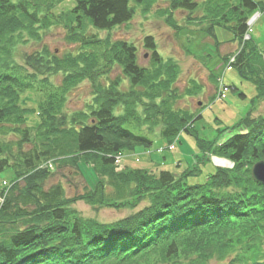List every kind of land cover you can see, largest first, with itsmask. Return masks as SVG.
Returning <instances> with one entry per match:
<instances>
[{
	"label": "trees",
	"instance_id": "obj_1",
	"mask_svg": "<svg viewBox=\"0 0 264 264\" xmlns=\"http://www.w3.org/2000/svg\"><path fill=\"white\" fill-rule=\"evenodd\" d=\"M148 1L73 0L68 13L74 22L73 33L83 32L88 25L109 31L126 24L134 16V5ZM169 1L171 10L186 12L192 22L194 13L200 11V19L210 21L206 32L216 40L215 31L223 28L242 43L233 67L248 81L250 75L257 76L254 98H264V75L257 68L260 64L264 70L259 44L253 38L244 41L249 18L264 8L261 2ZM35 2L0 0V38L38 20L30 11ZM145 45L152 51L153 66H164L153 37L147 36ZM111 49L112 61L123 68L132 86L144 85L148 93L158 89V96L168 93V85L156 86L155 82L164 70L152 74L140 67L134 45L124 41ZM91 58L82 53L74 61L79 64L84 60L87 67ZM72 82L74 79L67 78L65 84ZM27 86L13 74L8 62L0 61V135H17L16 141L0 138V173L8 171L11 185L7 192L0 191V264H136L156 249H164L168 259L181 253L194 254L196 264L213 256L224 258L228 253L232 256L227 264H264V184L255 181L251 173L253 165L264 160V113L254 115L255 106L251 104L221 144L197 138L192 166L180 174L169 169L155 172V158L145 163L146 168L127 163L116 171L119 154L137 148L151 150L154 140L130 127L135 118L133 106L115 83L98 94L94 106L71 119L59 117L57 107L62 100L50 97L47 107H41L38 126L27 125L28 109L23 103ZM163 100L165 110L157 115H167L163 116L161 138L169 144L182 132L191 133L194 124L189 113L174 111L167 99ZM119 105H123V112L116 113ZM28 144L31 148L26 149ZM213 156L229 159L232 167L215 166L205 174L203 169ZM90 157L98 177L84 193L68 197L60 184L45 186L44 180L52 172L40 168L44 162L86 165ZM107 187L112 188L106 191ZM77 200L93 207L135 208L142 200L148 205L118 221L100 223L78 215L71 206Z\"/></svg>",
	"mask_w": 264,
	"mask_h": 264
},
{
	"label": "rangeland",
	"instance_id": "obj_2",
	"mask_svg": "<svg viewBox=\"0 0 264 264\" xmlns=\"http://www.w3.org/2000/svg\"><path fill=\"white\" fill-rule=\"evenodd\" d=\"M257 1L264 7V0ZM169 6V0H149L144 4L134 5V16L126 24L109 31L96 30L88 25L83 32L74 34V22L68 15L73 7V0H36L30 11L37 14L38 20L29 24V27L7 31L9 36L0 38V61L8 62L13 74L21 82L29 84L23 102L28 109L27 125H39V115L43 114L41 107H47V101L52 96L55 101L59 98L60 102L62 100L57 107L59 117L65 115L71 119L94 106L98 94L106 86L115 83L122 97H129L127 102L133 106L135 118L130 120V127L146 133L154 140L151 150L137 148L119 154L116 171H120L127 163L146 168L145 163L155 158V172L169 169L180 174L192 166V158L197 153V138L221 144L232 135L230 128L245 115L251 104L256 108L254 115L264 113V98L260 95L254 98L257 90L255 83H258L259 78L250 75L248 81L233 67L242 43L223 28L215 31L218 40L208 34L206 30L210 21L201 20L200 11L194 13L195 20L192 22L187 19L186 12L171 10ZM248 28L244 41H250L251 38L257 41L264 62V8L251 15ZM147 36L153 37L156 49L165 62L158 69L152 64V51L145 45ZM82 40L90 42L85 44ZM91 41L101 44L96 46ZM124 41L136 48L137 64L140 67L151 70L152 74L164 70L161 74L164 79L160 76L155 82L156 86L158 83H164L165 87L168 85L167 94L161 92L158 96V89L148 93L144 85H131L130 77L110 57L111 48ZM82 53H89L92 57L87 67L84 60H80L79 64L76 63L77 59L74 61ZM169 62L175 66L170 67ZM50 64L52 65L48 66ZM258 66L264 75L263 66ZM85 67L88 74L84 71ZM67 78L74 79V82L66 86ZM241 92L245 96H240ZM163 99H167L172 110L189 113L193 118L191 123L194 124V131L191 125V133L182 132L169 144L161 138L163 116L167 115H157L165 110ZM122 110L123 105H119L115 112H123ZM0 138L16 141L17 135L5 132ZM29 148L30 144L26 146V149ZM215 166L229 168L232 167V162L225 157L213 156L203 169L205 174ZM94 167L95 162L90 157L86 165L79 162L76 166H61L49 160L40 168H47L52 172L44 180L47 188L60 184L65 195L71 197L92 187L98 177ZM195 171L196 169L191 170ZM8 175V171L0 173V191L7 192L10 188ZM204 175H201L202 178ZM111 188L107 187L106 191ZM147 205V200H142L135 208L101 204L93 207L84 200H77L71 206L83 218L112 223ZM186 251L189 252L188 248ZM163 252L164 249L152 250L136 264H196L198 258L194 254L187 256L188 254L181 253L168 259ZM231 256V253L221 259L213 256L206 259L204 264H227Z\"/></svg>",
	"mask_w": 264,
	"mask_h": 264
},
{
	"label": "water",
	"instance_id": "obj_3",
	"mask_svg": "<svg viewBox=\"0 0 264 264\" xmlns=\"http://www.w3.org/2000/svg\"><path fill=\"white\" fill-rule=\"evenodd\" d=\"M251 173L255 181L264 184V160L256 162Z\"/></svg>",
	"mask_w": 264,
	"mask_h": 264
}]
</instances>
